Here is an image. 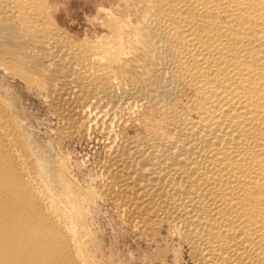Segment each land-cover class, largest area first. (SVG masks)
Masks as SVG:
<instances>
[{
	"label": "bare ground",
	"instance_id": "6f19581e",
	"mask_svg": "<svg viewBox=\"0 0 264 264\" xmlns=\"http://www.w3.org/2000/svg\"><path fill=\"white\" fill-rule=\"evenodd\" d=\"M46 1L0 0V67L103 137L97 196L194 264H264V0H96L93 38ZM23 143L0 100V264H87Z\"/></svg>",
	"mask_w": 264,
	"mask_h": 264
},
{
	"label": "rangeland",
	"instance_id": "374dc122",
	"mask_svg": "<svg viewBox=\"0 0 264 264\" xmlns=\"http://www.w3.org/2000/svg\"><path fill=\"white\" fill-rule=\"evenodd\" d=\"M96 3V0L46 1L51 16L63 29L92 38L104 29L96 18ZM0 100L23 139L31 179L69 220L87 264H194L190 251L187 248L180 251L176 239L169 237L161 245L156 244L125 225L114 203L97 196L96 181L106 158L100 134L92 133L81 139L61 134L63 121L48 97L1 67ZM158 253H166L168 260L158 259Z\"/></svg>",
	"mask_w": 264,
	"mask_h": 264
}]
</instances>
